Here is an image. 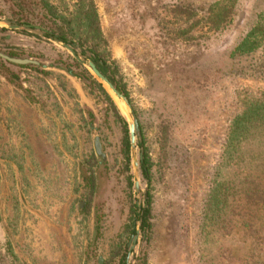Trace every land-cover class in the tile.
I'll list each match as a JSON object with an SVG mask.
<instances>
[{"label":"rangeland","instance_id":"1","mask_svg":"<svg viewBox=\"0 0 264 264\" xmlns=\"http://www.w3.org/2000/svg\"><path fill=\"white\" fill-rule=\"evenodd\" d=\"M96 1L130 92L135 132L152 159L151 180L133 164L138 136L127 167L114 109L97 87L64 69L81 70L61 42L44 35L41 0H0V51L35 61L0 56V264H99V256L100 264H119L114 242L131 202L143 203L146 191L152 227L147 237L138 232L135 244L131 233L127 237L128 264L143 254L148 264L263 261L264 250L240 228L228 224L224 234L214 229L204 236L202 208L214 181L228 186V194L238 184L246 191L247 139L238 149L241 158L219 171L217 165L232 118L250 96H264V34L253 51L230 55L256 22L264 24V0H235L219 28L205 24L215 0ZM1 72L18 78L11 83ZM110 93L132 121L123 99ZM97 136L103 161L94 149ZM90 173L94 193L84 185Z\"/></svg>","mask_w":264,"mask_h":264},{"label":"trees","instance_id":"2","mask_svg":"<svg viewBox=\"0 0 264 264\" xmlns=\"http://www.w3.org/2000/svg\"><path fill=\"white\" fill-rule=\"evenodd\" d=\"M41 3L46 9V13L39 24L48 28L42 30L44 35L70 44L85 62L91 61L95 68L107 77L132 106L129 89L120 73L117 62L111 56L108 41L102 30L97 1L41 0ZM234 3L235 0H215L208 9L209 15L206 17L205 24L210 26L209 28H219L227 24ZM44 19L48 21V24ZM263 34L264 24L256 22L234 45L230 55L239 56L253 51L258 47ZM72 59L73 63L81 70L75 71L68 66H65L64 69L80 77L88 87H97L114 109L122 129V139L120 140L122 155L128 167L131 142L127 119L119 112L105 85L81 61L75 57ZM1 73L11 83L18 78V74L15 72ZM135 134L138 136L136 145L139 150V169L142 177L149 183L153 170L152 159L140 131L135 132ZM225 139L226 142L223 144L220 161L217 165L218 171L221 165L225 166L232 159L241 158L238 149L241 143L247 139L246 191L238 184L231 190L233 194H228V186L224 190L216 181L213 182V185L211 184V191L209 189L202 208L203 235L209 236L215 232L214 229L221 230L224 234L228 231L225 227L229 224L232 231L240 228L242 236L248 239L256 250H264V96L260 98L250 96L246 100V108L232 118ZM83 180L84 185L94 193L95 176L90 173ZM128 183L131 186L130 178H128ZM143 198V203L131 202L128 220L124 224L120 240L114 242V246H117L119 264L126 263V239L130 233L133 235L138 230L140 234L147 237L151 231V198L149 192L146 191ZM101 218V212L97 211L93 220L95 237L100 232ZM261 256H264V253ZM146 257L145 254L138 257L137 264H148ZM251 257H247L248 260ZM237 259H241L246 264V257L243 259L238 257ZM249 264H264V260L260 262L252 260Z\"/></svg>","mask_w":264,"mask_h":264},{"label":"water","instance_id":"3","mask_svg":"<svg viewBox=\"0 0 264 264\" xmlns=\"http://www.w3.org/2000/svg\"><path fill=\"white\" fill-rule=\"evenodd\" d=\"M17 25L14 24H9V27H16ZM35 28H38L37 26H34ZM58 42H61L62 45L71 52V54L78 59L79 61H81L84 65H86L91 72L97 76L102 83H105L107 85L106 89L108 90L109 94L111 95L110 92H112L115 96L120 97L121 99H123V101L126 103V105L129 107V111H130V115L132 116V121L128 122V127H129V135H130V142H131V148L134 150L135 149V130H137V120L135 118V114H134V110L132 108V106L128 103V101L126 100V98L114 87V85L112 83H110V81L107 79V77L105 75H103L97 68H95L94 64L91 61H87L85 62L83 58H81L78 53L76 52V50L67 42L64 41H60L59 39L53 38ZM0 55L2 57H4L5 59L11 61V62H16V63H35V61L30 60V59H25V58H20V57H15V56H10L6 53L0 52ZM113 98V96H111ZM114 99V98H113ZM128 121V120H127ZM99 137H95L94 141V149H95V153L97 156H99L101 158V160L103 161L105 159V153L102 149V145L100 143V141L98 140ZM133 164L134 166H136L138 164V160L136 159V157L133 155ZM135 187L136 189L138 188V181H135ZM138 236V230H136V233L132 235V239H133V244H135L136 238ZM102 257L99 256V264L101 263Z\"/></svg>","mask_w":264,"mask_h":264},{"label":"flooded vegetation","instance_id":"4","mask_svg":"<svg viewBox=\"0 0 264 264\" xmlns=\"http://www.w3.org/2000/svg\"><path fill=\"white\" fill-rule=\"evenodd\" d=\"M1 52V51H0ZM4 53V52H3ZM7 54V53H6ZM9 55V54H8ZM1 56V55H0ZM2 57V56H1ZM4 58V57H3ZM7 60V59H6ZM11 62V61H10ZM132 242H133V239H132ZM125 264H128L127 262V259H126V263Z\"/></svg>","mask_w":264,"mask_h":264}]
</instances>
